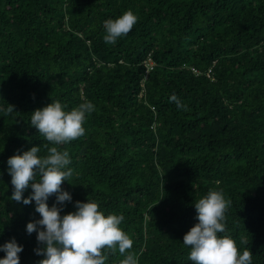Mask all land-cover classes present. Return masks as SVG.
<instances>
[{"label":"trees","instance_id":"1","mask_svg":"<svg viewBox=\"0 0 264 264\" xmlns=\"http://www.w3.org/2000/svg\"><path fill=\"white\" fill-rule=\"evenodd\" d=\"M129 10L136 24L106 44L104 21ZM53 101L94 105L83 136L52 145L31 125ZM45 144L71 160L61 215L88 200L123 215L137 264H193L183 237L209 190L231 201L219 235L264 264V0H0V245L14 238L20 264L44 258L26 231L41 217L10 199L7 160Z\"/></svg>","mask_w":264,"mask_h":264},{"label":"clouds","instance_id":"2","mask_svg":"<svg viewBox=\"0 0 264 264\" xmlns=\"http://www.w3.org/2000/svg\"><path fill=\"white\" fill-rule=\"evenodd\" d=\"M137 16L129 10L116 19L104 21L106 44H115L118 38L127 35L137 22ZM176 99L175 96L172 97ZM59 101L35 110L31 115V125L52 145H63L85 134L83 124L86 114L94 111L91 102L81 103L70 111ZM14 111L9 105L6 114ZM46 155H38L41 148L33 146L22 154L11 156L7 160L11 176L13 193L11 200L25 205L35 201V211L40 219L26 225L28 234L37 233V241L43 247L34 251L44 258L38 264H106V250L116 253L118 250L125 258L120 264H137L135 255L128 252L133 247L132 239L120 228L123 215L105 214L95 201H77L76 211L61 215L64 202H71L69 192L62 190V183L68 181L73 169L69 152L58 147L43 146ZM29 187L32 193L27 198L23 193ZM56 196V203L49 207L47 200ZM231 201L223 193L209 190L206 196L195 202L196 223L184 235L183 243L190 247L188 259L193 264H252V252L247 248L242 254L236 241L225 233V213ZM242 243L246 240L242 238ZM5 253L0 264H20L19 253L23 251L15 239L0 245Z\"/></svg>","mask_w":264,"mask_h":264},{"label":"built area","instance_id":"3","mask_svg":"<svg viewBox=\"0 0 264 264\" xmlns=\"http://www.w3.org/2000/svg\"><path fill=\"white\" fill-rule=\"evenodd\" d=\"M145 63H146V65H147V70L153 68L155 62H154V60H153V58H152V56H151L150 54H149V56L147 57ZM195 71H196V72H199L197 69H195Z\"/></svg>","mask_w":264,"mask_h":264}]
</instances>
